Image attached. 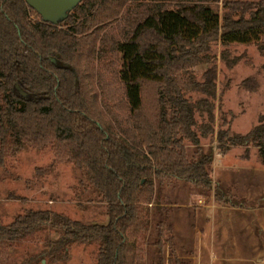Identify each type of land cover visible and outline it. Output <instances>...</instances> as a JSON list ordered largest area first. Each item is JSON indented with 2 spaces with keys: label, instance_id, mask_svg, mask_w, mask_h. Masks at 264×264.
I'll return each instance as SVG.
<instances>
[{
  "label": "trees",
  "instance_id": "16d2710c",
  "mask_svg": "<svg viewBox=\"0 0 264 264\" xmlns=\"http://www.w3.org/2000/svg\"><path fill=\"white\" fill-rule=\"evenodd\" d=\"M219 3L80 0L54 24L26 0H0V165L24 150L52 147L59 161L83 173L109 216L108 223H88L28 208L11 223L0 222V246L53 231L58 238L45 254L55 262L67 261L71 248L83 243L98 246L97 264H146L141 245L155 217L149 204L166 185L185 180L223 206L253 207L214 183V151H204L201 138L215 133L218 69L211 45L221 41L229 67L240 61L229 49L233 43H254L264 54V0H223L222 13ZM133 9L130 28L113 41L127 116L107 106L105 117L93 102L90 67L102 52V24L125 20ZM197 64L207 65L202 80L190 71ZM149 84L156 86L152 107L145 99ZM225 124L217 131L220 153L251 142L264 165V114L246 134ZM188 143L196 149L193 157ZM155 208L160 217L151 264H166L164 227L173 226Z\"/></svg>",
  "mask_w": 264,
  "mask_h": 264
},
{
  "label": "rangeland",
  "instance_id": "374dc122",
  "mask_svg": "<svg viewBox=\"0 0 264 264\" xmlns=\"http://www.w3.org/2000/svg\"><path fill=\"white\" fill-rule=\"evenodd\" d=\"M222 2L220 0L218 5L221 13ZM111 5L114 6V2ZM214 6L217 8L216 4ZM132 11L123 14L128 24L123 17L102 24L103 41L98 44L102 52L97 56L99 59L94 58L90 67L91 77L87 82L93 102L104 110L105 117L108 107L120 118L127 116L124 115L127 109L121 101L122 84L117 77L121 67L120 53L114 49L113 41L122 36V28H130L136 10ZM33 16L37 15L33 13ZM229 49L232 56L240 57L233 67L222 59L224 47L221 41L211 45L210 54L218 69L215 133L202 137L201 145L204 151L213 148L211 175L214 183L221 182L236 199H247L253 207H223L217 203L213 193L203 195L204 200L200 202L203 197L198 189L181 180L166 185L161 195L165 203H193V208H200L195 216L184 211L171 213L169 209V213H163L165 223L173 226L172 230L167 225L164 227L169 238V242L165 243L166 264H264V165L251 142L234 146L223 155L217 140V131L228 127L225 120L230 123L233 132L246 134L264 114V54L254 43H233ZM206 68L207 65L197 64L192 65L190 71L194 70L197 78L202 80ZM155 87V84H149L145 91L150 107L156 98ZM196 116L201 123L202 118L199 114ZM188 150L193 157L194 145L188 143ZM213 202L219 205L215 209L209 206ZM28 208L52 209L88 223L109 221L106 205L98 201L83 173L72 163L59 161L52 147L24 150L0 165V222L11 223ZM196 209L193 211L196 212ZM155 224L154 220L145 235L147 241L141 245L146 264H151L153 259ZM57 238L58 234L53 231H41L32 237L5 243L0 246V264L98 263V246L83 243L71 248L67 261H53L45 251L49 242Z\"/></svg>",
  "mask_w": 264,
  "mask_h": 264
},
{
  "label": "water",
  "instance_id": "95a60500",
  "mask_svg": "<svg viewBox=\"0 0 264 264\" xmlns=\"http://www.w3.org/2000/svg\"><path fill=\"white\" fill-rule=\"evenodd\" d=\"M45 21L58 24L80 0H26ZM24 95L26 92L22 91Z\"/></svg>",
  "mask_w": 264,
  "mask_h": 264
},
{
  "label": "crops",
  "instance_id": "0c3cea01",
  "mask_svg": "<svg viewBox=\"0 0 264 264\" xmlns=\"http://www.w3.org/2000/svg\"><path fill=\"white\" fill-rule=\"evenodd\" d=\"M183 183H185L186 185H189L190 186V183H188L187 181H185V180H181ZM183 188H185L184 187V185H183ZM162 195V194H161ZM199 195H201V194H199ZM203 198H202V200H200V202H203V200H204V196L203 195H201ZM213 196H214V194H213ZM214 198V197H213ZM164 199H165V197H164ZM214 203V202H213ZM176 205V206H175ZM193 203H191V204H187V203H185V204H167V203H165V200H163V197L161 198V196H160V198H159V200L158 201H156V202H152L151 204H149V207L152 209V212H153V215L155 216L154 218H156V219H154L155 221H157V216L160 214L159 213V211H158V209H156L155 207L156 206H160L161 207V212L162 213H169V211H168V209L170 210V212L171 213H178V211H184V213H191V215H196V213L197 212H199L200 211V208L198 207L197 209L196 208H193ZM209 206H211V207H213L214 209L216 208V207H218L219 205L218 204H216V203H214V204H211L210 203V205ZM223 206V205H222ZM224 207V206H223ZM193 209L195 210L196 209V212H194L193 211ZM209 211V210H208ZM160 216V215H159ZM153 220V221H154ZM212 225L214 224V222L212 221V223H211Z\"/></svg>",
  "mask_w": 264,
  "mask_h": 264
}]
</instances>
